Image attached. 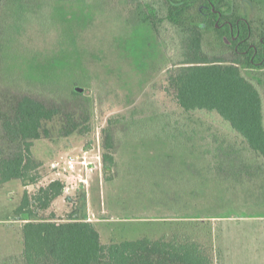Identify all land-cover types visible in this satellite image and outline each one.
I'll use <instances>...</instances> for the list:
<instances>
[{
	"label": "rangeland",
	"instance_id": "374dc122",
	"mask_svg": "<svg viewBox=\"0 0 264 264\" xmlns=\"http://www.w3.org/2000/svg\"><path fill=\"white\" fill-rule=\"evenodd\" d=\"M38 3L28 10L9 2L0 7V100L28 94L70 106L76 100L71 89L80 87L89 103V130L65 136L58 122L49 123V137L32 142L37 180L0 186V264H23V221L14 212L24 192L35 220L90 221L104 244L186 232L212 246L215 264H264L263 159L218 115L176 106L164 91L162 52L145 69L136 68L123 48L130 30L118 1ZM262 10L264 2L255 1L241 11L259 20ZM244 73L262 78L264 103L261 71ZM104 128L114 145L107 173ZM219 146L234 155L220 156ZM68 154L92 162L87 183L52 167ZM230 158L238 166L230 168ZM55 179L69 190L37 208L33 196Z\"/></svg>",
	"mask_w": 264,
	"mask_h": 264
},
{
	"label": "trees",
	"instance_id": "16d2710c",
	"mask_svg": "<svg viewBox=\"0 0 264 264\" xmlns=\"http://www.w3.org/2000/svg\"><path fill=\"white\" fill-rule=\"evenodd\" d=\"M40 1L0 0V7L9 2L28 10ZM105 1H118L127 12L130 32L123 48L136 68L145 69L162 52L164 91L176 106L218 115L264 161L263 80L244 73L260 70L264 78V16L255 20L241 11L243 3L264 0ZM6 98L0 100V186L12 179L27 185L37 180L32 142L49 137L47 125L54 121L62 135L87 132L89 103L75 88L70 106L47 104L28 94ZM102 132V168L107 173L114 164V145L111 132ZM216 151L234 155L230 147ZM230 159V168L238 166L237 159ZM63 186L60 180L41 186L33 196L37 208H48ZM31 207L24 192L14 212L23 221V264H215L212 246L186 232L104 244L90 221L35 220Z\"/></svg>",
	"mask_w": 264,
	"mask_h": 264
},
{
	"label": "built area",
	"instance_id": "2783aa9c",
	"mask_svg": "<svg viewBox=\"0 0 264 264\" xmlns=\"http://www.w3.org/2000/svg\"><path fill=\"white\" fill-rule=\"evenodd\" d=\"M52 167L63 170L61 176H66V173H72L73 179L79 180V182L87 183L85 175L93 171L92 162L89 159H86L85 156H79L77 154H68L64 157V159L60 162L52 163ZM58 171V173L60 172ZM76 173V174H74ZM84 174V176H82ZM60 180L63 183V190H69V186L65 184L63 179H55Z\"/></svg>",
	"mask_w": 264,
	"mask_h": 264
},
{
	"label": "water",
	"instance_id": "95a60500",
	"mask_svg": "<svg viewBox=\"0 0 264 264\" xmlns=\"http://www.w3.org/2000/svg\"><path fill=\"white\" fill-rule=\"evenodd\" d=\"M75 90L81 92V91H82V88H80V87H75Z\"/></svg>",
	"mask_w": 264,
	"mask_h": 264
}]
</instances>
